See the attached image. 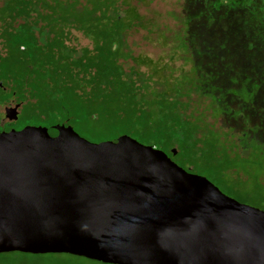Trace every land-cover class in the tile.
Segmentation results:
<instances>
[{"label": "water", "instance_id": "95a60500", "mask_svg": "<svg viewBox=\"0 0 264 264\" xmlns=\"http://www.w3.org/2000/svg\"><path fill=\"white\" fill-rule=\"evenodd\" d=\"M102 264H264V211L129 136L0 134V254Z\"/></svg>", "mask_w": 264, "mask_h": 264}, {"label": "rangeland", "instance_id": "374dc122", "mask_svg": "<svg viewBox=\"0 0 264 264\" xmlns=\"http://www.w3.org/2000/svg\"><path fill=\"white\" fill-rule=\"evenodd\" d=\"M61 1L64 3L63 9L67 6L78 7L80 3L87 4L82 8L80 15L84 16L80 23L72 20L65 27L56 28V20L62 17L51 19L50 14L45 15L44 11L50 9L45 0H34L31 16L26 19L21 18L18 12L24 7L19 0H0V63L8 61L12 55L9 34L16 33L21 28H26L37 36L62 31L68 37L65 42L67 41L74 50H80L84 56L96 53L94 34L98 30L117 34V39L124 41V45L119 46L123 53L122 67L132 79L141 83L143 96L150 99L144 109L143 106L138 108V112L148 110L159 118V105L175 108L174 115L165 118V124L182 121L186 123L185 127H190L193 132L197 130L199 137L207 144H210L212 137L223 139L220 149L222 158L227 152L236 155L233 142L239 138V131L255 136V142L249 143V156L242 161L237 159L234 163L227 162L219 169L206 164L195 165L197 167L194 168L197 176L199 174L206 177L228 197L240 204L264 211V110L256 106L258 92L264 88V29L261 30L262 27L259 26L263 25L261 12L253 11L248 0H237L235 4L229 5L230 13L217 15L215 9L207 6L204 12L197 11L185 18L172 14H186L179 7V0ZM104 4L110 8V12L105 20H100L94 17V14L99 12ZM114 7L118 20L112 16ZM138 11L145 15L139 17ZM190 18L193 23H198V33L191 30V23L187 21ZM86 20L92 22L84 24ZM233 23L251 24V27L253 24L256 28L253 32L246 33L245 28H231L230 24ZM169 31L171 43L166 41L164 36ZM195 42H198V45L202 42V48ZM212 50H221L226 60L218 62ZM147 58L155 60L157 67L148 68L147 71L142 68L141 71L147 74V77H143L138 67H141V63L137 60ZM132 60H136L135 65L131 64ZM245 62H249L255 70L254 77L241 73L240 66ZM0 84L3 90H7L0 88V104H3L11 99L10 92L17 83L11 74L6 72V76L0 79ZM93 90L97 92L101 89L94 86ZM109 92L116 95L118 90L113 88ZM156 92L160 93L158 97ZM28 96L31 97H28L31 99L29 104L25 103L26 97H16L17 102L25 105L16 122L18 128H47L66 118L62 115H47L37 102L31 105L34 103L33 97L31 94ZM125 100L130 106L129 99ZM161 101L163 103H160ZM111 106L110 114L106 117L104 114L99 115L96 121L83 117L78 125L70 126L78 135L94 144L121 136H129L142 144L138 135L129 132L121 123L125 118L128 120L132 116L131 109L117 103ZM252 115L257 118L255 122L251 121ZM116 116L121 120L118 123ZM243 145L247 147L244 143ZM204 148H207L205 144ZM161 151L167 154L170 152L167 147H162ZM212 156L210 153V159ZM0 264L102 263L69 255L34 256L9 253L0 254Z\"/></svg>", "mask_w": 264, "mask_h": 264}, {"label": "trees", "instance_id": "16d2710c", "mask_svg": "<svg viewBox=\"0 0 264 264\" xmlns=\"http://www.w3.org/2000/svg\"><path fill=\"white\" fill-rule=\"evenodd\" d=\"M235 1L237 0H218L219 8L215 12L218 14L230 13L228 6L232 3L235 4ZM19 2L24 5L18 10L21 18H29L34 0H19ZM45 2L50 8L47 12L44 11L45 15L50 14L51 19L62 17L56 20V28H63L72 20L80 23L84 16L83 14L80 15L83 11L82 8L87 5L80 3L81 5L75 8H69L66 5L67 7L63 9L64 3L61 0H45ZM183 3L185 0L180 1L179 7ZM106 6L104 4L101 10L94 14V17L105 20L110 12V8ZM197 11L191 9L188 13L185 12L186 14H172L185 18V16H192L190 14ZM142 15L145 14L138 11V16ZM112 16L118 20L116 7H114ZM187 21L191 23V30L198 33L196 30L199 27L198 23H193L192 18ZM91 22L86 20L84 24ZM235 24H230V27L234 28ZM262 24L264 26V17H262ZM53 34L54 36H52ZM164 36L166 41L171 43L170 31ZM94 37L97 44L96 53L84 56L79 52L80 50L77 48L74 50L67 41L65 42L68 37L62 31L59 33L47 32L37 36L28 29L21 28L18 32L9 34V46L13 51L8 61L0 63V79L6 76V72L11 74L16 80L17 85L15 86H17L18 95L26 97L25 103H30L31 99H28L30 97L28 95L31 94L34 102L31 105L37 102L40 109L47 115L66 117L59 123L78 125L83 117L96 121L99 115L104 114L106 117L110 114L111 105L117 103L120 106L125 105L124 108L131 109L132 116L123 121L116 116V123L121 121L123 127L132 134H137L144 145L158 150H162V147H167L169 150L175 149L184 161L193 164L194 167H197L195 165L206 164V166L219 169L227 162L238 161V156H233L229 152L224 154L222 158L220 149L223 146V139L219 140L212 137L213 139L209 140L210 144H207L202 137H199L197 130L193 132L190 127H185L186 123L182 121V123L178 121L166 125L165 118L174 115L175 108L174 110L159 105V118H156L148 110H140L142 113L138 112V108L143 106L144 109L150 99L143 96V89L140 88L141 83L132 79V76L128 75V71L122 67L121 56L123 53L119 46L124 45V41L117 39V34L105 30H98ZM195 44L198 45V42ZM199 44L198 47L202 48V42ZM212 51L215 54L221 52V50ZM218 59L224 58L218 57ZM134 61L132 60L131 64L135 65ZM137 62L141 63V67L137 64L140 71L142 68L147 71L148 68L157 67L155 60L150 58L138 59ZM141 74L143 77H147V74L142 71ZM134 76L136 75L134 74ZM106 85L109 86L104 88ZM94 86L101 90L94 92ZM113 88L118 90L116 95L109 92ZM159 94L156 92L157 97ZM125 99H129L130 106ZM174 107L176 106L174 105ZM97 111L99 112L97 113ZM59 123L56 122L55 124ZM204 144L207 147L206 150ZM210 153L213 155L212 159L209 157ZM249 154V151L245 152L244 156L248 157ZM242 160L240 158V161Z\"/></svg>", "mask_w": 264, "mask_h": 264}, {"label": "flooded vegetation", "instance_id": "af4514ba", "mask_svg": "<svg viewBox=\"0 0 264 264\" xmlns=\"http://www.w3.org/2000/svg\"><path fill=\"white\" fill-rule=\"evenodd\" d=\"M179 2H180V0H179ZM248 3L251 6L253 11H256L257 13L261 12L260 15L262 17H264V14H263L264 13V1H262V0H248ZM207 6H208V8L212 7V9L218 10L217 9V8H219L218 0H185V3L182 4L181 8L184 12L188 13V11L191 9H196L198 11H205L207 9ZM215 14L218 15V13H216V12H215ZM259 26L262 27L261 30L264 29L263 25H259ZM234 28H239V29L245 28V32L250 33V32H253V29L256 27L253 24L251 27V24L250 25L249 24L242 25V24L236 23L234 25ZM204 50H205V48H204ZM213 56L216 57L217 59H218V57L224 58L222 60L218 59L219 62L226 60V57H225L224 53H222V52H220L218 54L213 53ZM240 71H241V73H245V74L248 73L249 77L255 76V70L251 68V64L249 62H245L244 64H242L240 66ZM0 88H1V90H3L1 84H0ZM3 91H7V90L4 89ZM10 93H11V97H10L11 99L9 98L10 100H7L3 104H0V134L9 133L11 131L22 130V128H18V126L16 125V122H17L18 117L20 115V111L22 110V108L25 105H24V103H19L16 100V97L18 95L17 86L12 88ZM263 97H264V88H262L258 92V95L256 97L257 108L258 109L261 108L264 110ZM255 120H257V118L254 115H252L251 121L255 122ZM55 125L70 126L66 123L53 124V126H55ZM47 128H49V127H47ZM238 134H239V138L234 140L233 144H235L234 145L235 146V154H236L235 156H238V160H240V158H242V159L245 158V156H244L245 152H248L250 150L249 149V147H250L249 143L255 142V136L251 135V134H247V133L245 134L244 132L240 133V131ZM243 143L245 145H247V147H245L243 145ZM169 151H171V153L169 152V154H167V153H165V154L168 156V158L173 163H175L177 166L182 168L187 173L192 174V175H197V173L195 174V168H194L193 164H189L188 162L184 161V159L178 155V153L176 152L175 149L169 150ZM198 176H201V175L198 174ZM204 178H206V177H204Z\"/></svg>", "mask_w": 264, "mask_h": 264}]
</instances>
